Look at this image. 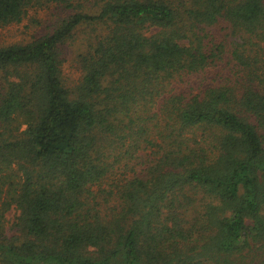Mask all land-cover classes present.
I'll use <instances>...</instances> for the list:
<instances>
[{"label": "trees", "instance_id": "16d2710c", "mask_svg": "<svg viewBox=\"0 0 264 264\" xmlns=\"http://www.w3.org/2000/svg\"><path fill=\"white\" fill-rule=\"evenodd\" d=\"M101 1L0 46V264H264V0Z\"/></svg>", "mask_w": 264, "mask_h": 264}, {"label": "rangeland", "instance_id": "374dc122", "mask_svg": "<svg viewBox=\"0 0 264 264\" xmlns=\"http://www.w3.org/2000/svg\"><path fill=\"white\" fill-rule=\"evenodd\" d=\"M101 0H47L42 4L29 7L20 22L0 27V46L12 43H27L52 32L60 21L75 11L93 12L101 5ZM82 34L61 45L62 77L72 83L79 77L75 60L81 49ZM23 128V125L21 126ZM12 211L6 214L8 217Z\"/></svg>", "mask_w": 264, "mask_h": 264}]
</instances>
